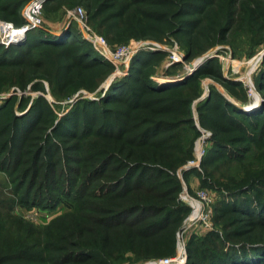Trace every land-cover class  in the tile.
<instances>
[{"label": "rangeland", "instance_id": "obj_1", "mask_svg": "<svg viewBox=\"0 0 264 264\" xmlns=\"http://www.w3.org/2000/svg\"><path fill=\"white\" fill-rule=\"evenodd\" d=\"M31 1L18 10L19 22H24V9ZM185 5L189 14L182 17L185 23L182 25L186 28L179 27L184 33L162 41L142 39L121 44L135 47L131 59L148 55L144 65H137L138 69L132 68L130 59L128 65L119 66L117 75L113 62L97 53L112 68L89 66L79 70L77 73L90 89L58 85V67L76 55L68 53L69 59L62 58L61 53L67 51L62 48L33 51L34 60L48 57L51 62L43 60L41 67H47L46 74L40 72L43 76L31 80L24 88L7 86L0 68V264H25L20 254L36 253L41 233L52 224H62L79 215L105 219L108 204L98 203L94 197L99 193L94 185L101 178L88 180L81 171L88 160L91 162L97 157L104 136L127 130V139L134 140L149 125L142 120L146 110L135 108L137 101L156 110L169 108L162 116L166 123L161 128L159 141L168 151L183 153L187 160L195 157L202 136H207L205 149L211 150L214 146L215 131L207 125L210 121L226 126L229 131L243 133L246 140L239 143L242 150L235 158L225 157L210 163L207 177L199 174L205 167L202 162L192 169L189 162L193 159L181 164L176 171L181 184L179 198L188 206V212L177 231L174 250L172 253L166 250L164 256L141 263L135 262L130 253H124L121 264H156L162 259L178 257L184 260L182 264H187L190 243H199L207 231L223 232L215 223L214 207L229 191L244 190L250 197L249 204L258 211V206L253 204L258 198L255 191L247 190L254 181L264 180V53L260 55L264 52V33L256 34L248 26L235 29L225 36L223 43L213 45L200 55L189 56L186 39L197 33L194 23L199 21L197 28L202 27L214 8L203 9L199 0H186ZM78 8L86 14L80 0H47L41 14L42 25L35 29L59 35L73 25L83 35L81 27L72 23ZM110 11L117 13L120 8L115 6ZM5 14L0 10V20H14L13 15H6L4 20ZM87 25L105 37L94 22L87 20ZM156 25L163 27L159 22ZM187 28L191 30L188 34ZM26 37L14 45H22ZM172 52L179 56L177 60H172ZM259 55L261 60L250 76L253 94H249L239 79L247 73L249 61ZM67 73L61 71L62 76ZM191 81L197 82L198 95L190 98L184 94L173 112L169 105L173 103L166 97L143 91L146 86L169 91L170 87ZM113 85L117 86L113 89ZM114 97L118 99L111 101ZM213 97H220L223 105L224 102L229 105L228 110L212 107ZM176 117L182 119L181 126L172 128L167 122H173ZM70 185L73 186L71 193L67 189ZM201 191L211 200V227L204 231L195 223L190 202ZM185 193L187 201L183 199ZM119 227L110 229V233H121Z\"/></svg>", "mask_w": 264, "mask_h": 264}, {"label": "trees", "instance_id": "obj_2", "mask_svg": "<svg viewBox=\"0 0 264 264\" xmlns=\"http://www.w3.org/2000/svg\"><path fill=\"white\" fill-rule=\"evenodd\" d=\"M27 1L2 0L0 10L6 13L4 20H7L6 15H13L14 20L11 22L21 25L23 22L18 20V10ZM80 1L86 9L88 23L94 22L112 47L131 40L162 41L168 36L177 37L184 33L179 28L185 24L182 17L189 14L184 8L186 0ZM199 1L203 3V9L213 7L214 10L208 14L207 22L202 27L197 28L199 21L194 23L193 28L198 31L194 37L186 39L189 56L200 55L213 45L223 43L225 36L235 29L248 26L256 34L264 33V0ZM115 6L120 8L117 13L110 11ZM158 22L163 27L157 26ZM189 28L187 34L191 31ZM26 36L25 42L20 46L12 44L8 48L0 47L1 73L9 87L24 88L31 80L43 76L40 72L46 74L47 67L44 69L41 65L43 60L51 62V58H32L34 50L43 48L67 50L61 53L62 58L70 57L68 53H76L75 57H70V62L61 64L57 69L60 87L76 85L90 89L87 81L77 73L79 70H85L89 66L112 68L99 57L91 43L73 25L59 35L32 29ZM147 56L141 54L133 57L132 68L138 69V64L144 65ZM214 61L215 59L210 62ZM61 71L68 73L62 76ZM196 85L197 82L191 81L170 87L169 91L164 88L157 91L146 86L143 91L166 97V100L173 103L169 104L173 112V107L184 94L190 95V98L198 95ZM116 86L113 85L112 88ZM116 99L118 98L114 97L111 101ZM212 99L215 102L212 107L228 110L229 105L225 102L223 105L220 97ZM137 102L135 108L143 107L146 110L142 120L144 124L149 123L150 127L145 126L134 140L127 139V130L104 136L96 153L97 157L91 162L88 160L81 171V175H85L88 180L101 178L94 185L99 192L94 197L98 203L108 204L105 219L79 215L65 223L52 224L41 233L36 253L20 254L21 261L25 264H121L124 253H130L135 262L141 263L164 256L163 252L166 250L172 253L177 243V231L188 212V206L179 198L181 184L176 171L181 164L194 159V156L187 160L183 153L170 152L159 141L161 128L166 123L162 116L169 108L156 110L143 102ZM176 118L167 124L172 128L181 126L182 119ZM207 125L215 131V144L211 150L205 149L201 161L205 167L199 173L203 177L209 176L210 163L238 156L242 150L239 143L246 140L243 133L229 131L222 124L210 121ZM203 180L205 183V178ZM67 189L71 193L73 186L70 185ZM249 190H254L258 197L253 201L258 206V211L251 207L250 197L246 196L244 190L224 194L214 207L215 223L221 226L223 232L210 230L199 243H190L187 264H264V180L254 181L247 191ZM116 226H120L121 233H110V229ZM17 259L20 260L18 257Z\"/></svg>", "mask_w": 264, "mask_h": 264}, {"label": "built area", "instance_id": "obj_3", "mask_svg": "<svg viewBox=\"0 0 264 264\" xmlns=\"http://www.w3.org/2000/svg\"><path fill=\"white\" fill-rule=\"evenodd\" d=\"M47 0H32L27 7L24 9V22L20 26H15L13 23L8 21L0 20V46L8 47L14 43H17L25 39L27 33L35 28H39L42 25V10ZM87 17L81 8L74 11L72 21L76 23L82 29L84 37L91 43L93 48L99 53L104 59L111 60L117 70V75L120 74L119 66L128 65L135 47L132 48L129 45H120L117 47L110 48L106 39L94 33L91 28L87 25ZM262 52L260 55H262ZM172 60H177L179 56L176 52H172ZM259 55V60L261 56ZM253 62V59L248 63L247 73L240 77L241 83L247 88L249 94H253V89L250 82L251 73L254 70V66L259 62ZM207 136H202L195 150V157L189 162L190 168H198L201 160L205 154ZM187 169V167H186ZM186 193L183 195V199L187 201ZM194 213L196 216L195 223H197L202 231L208 230L211 227V209L209 204L210 198L206 192L201 191L197 193L196 200H190ZM194 223V224H195ZM184 260L181 257L162 259L156 264H182Z\"/></svg>", "mask_w": 264, "mask_h": 264}, {"label": "bare ground", "instance_id": "obj_4", "mask_svg": "<svg viewBox=\"0 0 264 264\" xmlns=\"http://www.w3.org/2000/svg\"><path fill=\"white\" fill-rule=\"evenodd\" d=\"M259 60V56H257L256 58L253 59V62L258 61Z\"/></svg>", "mask_w": 264, "mask_h": 264}, {"label": "water", "instance_id": "obj_5", "mask_svg": "<svg viewBox=\"0 0 264 264\" xmlns=\"http://www.w3.org/2000/svg\"><path fill=\"white\" fill-rule=\"evenodd\" d=\"M66 30V29H65ZM65 30H62L61 32H64Z\"/></svg>", "mask_w": 264, "mask_h": 264}]
</instances>
